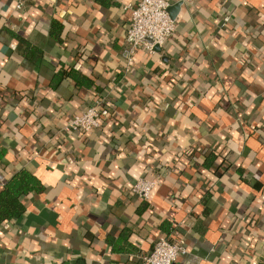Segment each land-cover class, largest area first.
Instances as JSON below:
<instances>
[{"label": "crops", "instance_id": "obj_1", "mask_svg": "<svg viewBox=\"0 0 264 264\" xmlns=\"http://www.w3.org/2000/svg\"><path fill=\"white\" fill-rule=\"evenodd\" d=\"M138 1L0 0V188L44 185L0 264H141L160 236L175 264H264V0H170L176 31L128 70ZM99 97L100 127L66 128Z\"/></svg>", "mask_w": 264, "mask_h": 264}, {"label": "built area", "instance_id": "obj_2", "mask_svg": "<svg viewBox=\"0 0 264 264\" xmlns=\"http://www.w3.org/2000/svg\"><path fill=\"white\" fill-rule=\"evenodd\" d=\"M15 1L17 9L23 8L27 2V0ZM171 4L170 0H139L132 7V19L125 38L126 45L121 53L128 70L140 47L144 46L149 52L155 53L156 46L162 47L176 31L177 22L169 11ZM148 38H151L152 42H149ZM109 115L107 99L99 97L84 112L75 115L66 128L88 132L100 127ZM159 181L158 178H140L133 184L132 191L141 199L149 200ZM186 251L182 239L174 241L167 236H160L152 251L142 258L141 264H175L180 255L185 254Z\"/></svg>", "mask_w": 264, "mask_h": 264}, {"label": "trees", "instance_id": "obj_3", "mask_svg": "<svg viewBox=\"0 0 264 264\" xmlns=\"http://www.w3.org/2000/svg\"><path fill=\"white\" fill-rule=\"evenodd\" d=\"M44 185L26 169L14 174L0 188V225L22 215L26 206L24 197L31 192H42Z\"/></svg>", "mask_w": 264, "mask_h": 264}, {"label": "water", "instance_id": "obj_4", "mask_svg": "<svg viewBox=\"0 0 264 264\" xmlns=\"http://www.w3.org/2000/svg\"><path fill=\"white\" fill-rule=\"evenodd\" d=\"M181 5V3H177V4H174V5H171L170 8H169V11H170V14L172 16V18H176V14L178 12V9H179V6ZM148 41L149 42H152V39L151 38H148ZM160 47L159 46H156V49L158 50Z\"/></svg>", "mask_w": 264, "mask_h": 264}]
</instances>
